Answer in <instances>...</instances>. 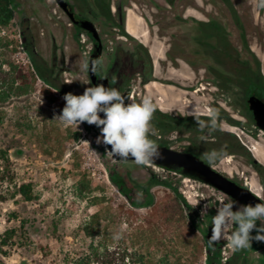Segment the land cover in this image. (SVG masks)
Returning <instances> with one entry per match:
<instances>
[{"label": "rangeland", "instance_id": "374dc122", "mask_svg": "<svg viewBox=\"0 0 264 264\" xmlns=\"http://www.w3.org/2000/svg\"><path fill=\"white\" fill-rule=\"evenodd\" d=\"M18 1L17 18L2 32L15 42L16 52H10L12 47L10 50L0 48V94L10 93L15 77L8 66H2L5 59L31 68L19 25L23 15L33 17L37 23L38 0ZM139 1L149 3L148 0ZM251 1L254 5L261 3L260 0ZM232 2L236 12L224 6L217 11L209 8L203 13L208 15L206 18L226 26L234 42L241 35L238 14L247 32L261 40L263 28L256 24L257 18L251 17L249 0ZM50 3L54 8L52 1ZM150 11V19L170 38L172 57L186 60L197 70L196 75L188 74L184 82L192 89H201L198 93L209 98L213 77L199 70L209 60L193 52L191 34H185L191 31L176 21L179 10L160 6ZM39 26L43 34L36 33V37L41 42V52L49 60L50 39L44 34L42 25ZM67 45L66 67L69 70L61 79L68 90L82 95L87 88V78L74 64L83 54L77 51L71 39ZM63 61L61 57L60 64ZM19 84L17 82L15 87ZM47 90L52 94H47ZM142 91L137 84L133 101L142 100ZM137 93H141V99ZM64 104L62 94L41 79L30 94H12L7 102H0V235L4 236L6 231L15 232L9 246L3 247L8 253L3 257L5 263L74 264L90 255L94 247L99 251L91 264H206L203 235L192 228L189 214L177 200V194L188 197L191 206L200 205L203 209L204 205L208 208L212 200L220 203L218 198L223 199V195L198 182L160 170L156 173L172 187L154 185L147 195L138 192L135 200L139 204L152 196L153 205L133 209L112 183L109 171L113 169L118 173L126 187L138 190V187L148 186L151 167L121 162L106 154L108 147L96 142L100 132L95 125L83 123L78 129L62 126L54 117L61 113ZM233 131L241 134L237 129ZM249 141L255 156L258 158V153L264 156V144ZM236 161L238 159L232 158L223 166L230 173H235L237 168H247ZM252 182L254 184V179ZM23 184L32 186L31 202L18 194ZM86 227L98 235L95 240L87 236Z\"/></svg>", "mask_w": 264, "mask_h": 264}, {"label": "flooded vegetation", "instance_id": "af4514ba", "mask_svg": "<svg viewBox=\"0 0 264 264\" xmlns=\"http://www.w3.org/2000/svg\"><path fill=\"white\" fill-rule=\"evenodd\" d=\"M51 1L55 6L54 8L50 5ZM148 1L149 3H143L139 0H62L67 6V10H65L58 0H38L35 10L37 23L33 17L23 15L19 25L22 44L31 67L49 81L51 86H48L60 92L63 97L69 92L75 95L70 89L68 90V85H65L61 79L69 70L66 67V48L71 39L77 46V51L83 54L81 58H93L97 54L96 58L99 57L103 60V66L96 74L91 72L83 74L87 78L85 87L97 86L106 80L109 87L117 88L125 95L126 104L130 102L127 97L132 101L134 100L137 84L143 90L142 99L146 96L145 87L151 82H161L185 90L188 97L181 106L171 107L163 104L165 108H162L160 103L154 102L157 110L152 124L158 131V136H154L152 139H155L161 148H167L198 158L212 170L229 179L237 186L247 189L260 202H264V161L255 156L254 148L249 145L250 139L258 141L259 144H264V131L257 126L250 102L255 97L264 103L262 61L252 51L249 42L250 35L245 25L238 18V14V30L241 35L238 37V41L234 42L228 35L226 26L219 24L213 19L206 18L208 15L203 13V11H208L209 8L217 11L225 6L235 12L237 8L232 0ZM161 1L165 4L162 5ZM16 2L18 3V12L20 3L18 0ZM133 4L142 12L144 8L148 15L150 26L156 27L159 34L169 40L170 51L167 54V61L175 68L184 66L191 75H196L197 70L191 63L179 57H172L170 38L167 34H163L160 25L154 23L149 17V14H151L150 10H157L160 6H165L175 11L179 10L175 18L179 24L183 23L185 25V29L189 28L191 31L190 33L186 31L185 34H191L193 52L195 54H203L209 60L203 68L199 69L200 71L205 70L213 77L209 98L198 93L201 89H192L185 82L184 84H179L175 81L158 79L154 76V67L148 48L128 34L125 29V8L133 6ZM189 9L198 11L202 15L195 16L188 12ZM258 9L262 12L264 6L258 3ZM17 12L15 19L17 18ZM57 14L59 15L57 16ZM85 23L92 24L98 39L94 37L93 32L83 27ZM39 25H42L43 29H45L43 31L44 34L47 33L50 39L49 60L41 52V42L36 37V33L43 34L41 33L42 29H38ZM120 26L123 27L124 32L120 29ZM61 57H63L64 61L60 64ZM117 58L120 59L121 64L118 69L113 70V65ZM126 58L134 62L135 69L138 70L133 76L126 74L129 71L123 67ZM257 60L260 62V66ZM121 70L124 73L121 78H118V72ZM104 77L107 78L103 79ZM113 78H115V83H112ZM147 78L150 81L144 84V80ZM66 82L68 81L66 80ZM136 96H140L138 99H141V93H137ZM202 99L205 101V107H202L204 102ZM194 103L200 105L202 118H206L208 113L206 111L209 108L218 110L219 130L211 134L198 131L194 118L185 115V109L191 111ZM172 109L177 111H171ZM233 129L239 130L242 135L234 132ZM202 134L207 136L206 141L199 139ZM108 149L110 150L109 147ZM221 149L224 150L225 154L216 163L209 165L203 159L205 152ZM232 158L238 159L236 162L247 168L244 170L237 168L235 173H230L223 165ZM125 163H134V161L129 160ZM148 167H151L148 186L145 188L138 187V190L137 188H128L123 185L120 181L121 177L113 169L109 171V177L113 175L120 185L133 197L135 202H137L135 197L138 192L147 195L150 192V188L154 185L172 187L171 184L162 180L156 173L161 170L168 174L181 176L188 181L198 182L220 193L223 195V199L218 198L219 202L228 203L235 201L234 211L241 205H246L219 189L188 177L177 170L155 164H151ZM252 179H254V184ZM149 198L148 201L153 202L152 196H149ZM177 200L183 205L185 212L189 214L192 228L203 235L206 264H264V242L253 240L251 248L233 252L227 243L226 235L224 239L214 245H209L212 217L216 215L217 207L220 203L212 200L207 212L202 214L203 207L200 205L197 207L191 206L188 197H183L178 193ZM259 226L260 222L257 221V227ZM256 234V231L253 230L252 235L255 236Z\"/></svg>", "mask_w": 264, "mask_h": 264}, {"label": "clouds", "instance_id": "9594fccd", "mask_svg": "<svg viewBox=\"0 0 264 264\" xmlns=\"http://www.w3.org/2000/svg\"><path fill=\"white\" fill-rule=\"evenodd\" d=\"M261 4L264 6V0H261ZM74 66L81 74H96L102 68L103 60L99 57H83ZM112 83H115V78ZM125 99V95L117 88H106L103 84L85 88L82 95L69 92L63 97L65 104L61 113L54 119L64 127L75 126L77 129L83 123L95 125L100 129L96 142L110 146L106 154L121 162L131 160L138 166H149L162 158L159 144L152 139L158 136V131L152 124L156 104L151 96H145L140 102L127 97L130 101L127 104ZM173 110L177 111H171ZM185 115L194 118L201 133L211 134L219 130V112L215 108H209L206 118H202L200 105L194 103L191 111L185 109ZM199 139L206 141L207 136L202 134ZM224 154L223 149L212 150L205 152L203 159L212 165L222 159ZM234 205L235 201L220 202L216 215L212 217L209 245H214L226 235L233 252L251 248L253 240L264 242V202L254 206L241 205L235 211ZM207 209V205H204L202 214ZM257 221L260 222L259 227ZM253 230L257 233L255 236L252 235Z\"/></svg>", "mask_w": 264, "mask_h": 264}, {"label": "crops", "instance_id": "0c3cea01", "mask_svg": "<svg viewBox=\"0 0 264 264\" xmlns=\"http://www.w3.org/2000/svg\"><path fill=\"white\" fill-rule=\"evenodd\" d=\"M159 2V0H156ZM251 6V17L256 19V24L261 31V40L256 36L250 37V46L253 52L262 61V71L264 73V9L259 11L258 5H254L249 0ZM133 4L125 8V29L128 34L136 38L140 43L148 48L149 54L152 58L154 67V76L158 79L171 80L179 84H184L188 74H191L184 66L175 68L170 62L167 61V54L170 51L169 40L161 36L156 27H151L148 22V15L144 11ZM189 13L200 16V12L189 9ZM146 96H151L153 101L157 104L162 103L165 106H181L185 99H187V92L172 85H167L161 82H151L145 87Z\"/></svg>", "mask_w": 264, "mask_h": 264}, {"label": "trees", "instance_id": "16d2710c", "mask_svg": "<svg viewBox=\"0 0 264 264\" xmlns=\"http://www.w3.org/2000/svg\"><path fill=\"white\" fill-rule=\"evenodd\" d=\"M18 3L16 0H0V48H5L10 50L11 53L15 51V42L8 39V37L2 35L4 29H7L11 26L12 22L16 17ZM120 29L123 31V27L120 26ZM124 32V31H123ZM258 65L260 66V62L257 60ZM2 66L6 65L12 70L14 73V79L12 80V85L10 87V93L4 92L0 94V102L5 103L7 100L13 95L16 96H23L26 94H30L35 89V84L37 83L38 79L43 80L47 85L51 84L45 78H43L38 71L33 70V68H26L20 65H16V63L12 59H5L2 62ZM20 82L18 86L15 87L16 83ZM46 92V91H45ZM47 94H52V92L48 91ZM112 183L118 187L121 193L127 198L130 206L133 209H140V208H150L153 205L152 201H148L144 204H138L133 200V197L120 185V183L116 180V178L111 175L110 176ZM18 194L21 195L26 201L31 202L33 200V191L32 186L30 184H23L20 185L18 188ZM132 214L134 211L131 210ZM96 216H94L95 218ZM85 232L88 237L92 239L97 238V234L91 231L89 228L86 227ZM15 232L13 230L6 231L4 236L0 235V239H2L0 243V264H6L3 260V257L7 256V251L3 249L5 246H9V242L14 238ZM4 237V238H3ZM98 248L92 247V253L87 255L83 259H79L74 264H91V259L98 256Z\"/></svg>", "mask_w": 264, "mask_h": 264}, {"label": "water", "instance_id": "95a60500", "mask_svg": "<svg viewBox=\"0 0 264 264\" xmlns=\"http://www.w3.org/2000/svg\"><path fill=\"white\" fill-rule=\"evenodd\" d=\"M58 2L62 5V7H64L65 10H67V6L64 2H62V0H58ZM83 27L93 32L94 37L98 39L96 30L94 29L91 23H85L83 24ZM96 56L97 54L93 56V59L96 58ZM120 64V59L117 58L113 65V70L118 69L120 67ZM123 65L122 66L127 68L129 71V73L126 74H130L131 76H133L135 73L138 72V70L135 69L134 62H132L128 58H126ZM123 73V70L118 72V78H121ZM149 81L150 79L147 78L146 80H144V84L148 83ZM102 84L106 88L109 87L108 81L106 80L102 81ZM250 102L251 108L255 114L257 126L264 131V103L255 97H253ZM108 147L110 148V146ZM160 151L162 158L157 159L153 164L182 172L188 177L197 179L203 183H206L219 189L225 194L236 198L237 200L246 205L251 204L254 206L256 203H260V200H258V198L254 196L250 191L237 186L229 179L212 170L208 165L204 164L198 158L189 154L175 152L167 148L160 147Z\"/></svg>", "mask_w": 264, "mask_h": 264}, {"label": "bare ground", "instance_id": "6f19581e", "mask_svg": "<svg viewBox=\"0 0 264 264\" xmlns=\"http://www.w3.org/2000/svg\"><path fill=\"white\" fill-rule=\"evenodd\" d=\"M258 158L260 159V160H264V156L261 154V153H258Z\"/></svg>", "mask_w": 264, "mask_h": 264}]
</instances>
